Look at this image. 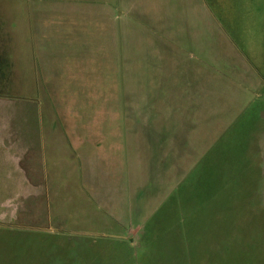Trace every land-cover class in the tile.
Segmentation results:
<instances>
[{"label":"crops","instance_id":"1","mask_svg":"<svg viewBox=\"0 0 264 264\" xmlns=\"http://www.w3.org/2000/svg\"><path fill=\"white\" fill-rule=\"evenodd\" d=\"M250 3L251 0H0V116L6 117L0 124V178L4 180L0 191L5 195L0 200L2 221L7 218L9 223L19 209L26 217L27 200L34 188L29 162L38 149V141H32L28 127L27 114L33 103L24 101V111L17 113L14 104L18 100H12L9 94L15 93L14 89L20 85L26 95L28 75L31 86L101 84L100 102L106 103L118 119H112L107 128L109 135L95 126L85 127L86 131L79 134L77 117H72L71 124L53 126L51 130L35 122L42 130L44 152L50 157L61 154L77 165L71 188H75L81 219L88 222L90 235L138 243L147 236V225L154 220L152 237L164 246L159 254L149 249V254L156 256L152 257L154 261L221 264L222 228L217 215L213 216L216 221H209L211 212H219L216 206L197 204L187 205L186 209L165 206L194 175L201 180L207 178L204 167L208 169L211 151L226 129L257 98L264 97V75L254 67L248 68L238 56L237 63L229 58L223 64H206L201 73L198 65L184 62V78L178 79L172 59L173 63L169 60L160 65L159 82L150 81L155 86L144 87L140 92L142 103L136 109L129 110V105L122 107L120 93L102 91L103 84L122 85L123 89L121 74H129L130 64L138 66L131 63L128 55V59L125 57L130 51L137 52L138 48L126 52L128 47L137 46V39L130 45V37L135 38V34L140 40L142 37L152 40L149 46L157 50L158 57L162 58L159 49L162 48L165 60L168 56L170 59L176 47L170 37L173 30L161 22L177 20L173 6L182 4L199 9L210 4L249 6ZM161 6H167V10ZM192 10L186 19L193 18ZM231 32L238 35L236 28ZM161 40L164 43L157 46ZM18 53L23 54L21 61ZM19 62H29L31 69H18ZM118 71L122 79L113 77L109 83L108 77L110 80L111 74L117 76ZM148 83L145 80L142 86ZM210 85H221L225 92L232 93L228 101L233 104L231 110L225 105L220 111L211 106ZM4 86L6 95L1 91ZM224 114L230 116L221 120L220 132L208 135ZM18 117L24 118L23 125L11 124V119ZM202 125L206 130H202ZM201 167L203 170L199 171ZM215 175L212 179L219 181L217 172ZM12 180L19 190L13 194L7 192Z\"/></svg>","mask_w":264,"mask_h":264},{"label":"rangeland","instance_id":"2","mask_svg":"<svg viewBox=\"0 0 264 264\" xmlns=\"http://www.w3.org/2000/svg\"><path fill=\"white\" fill-rule=\"evenodd\" d=\"M250 4H210L199 6V9L198 6L188 8L189 6L182 4L173 6L177 20L161 22L164 27L173 30L170 37L176 47L175 51L170 53V59L167 54L168 60H165L162 48L159 49L163 59L160 55L158 57L157 50L149 46L152 40L144 37L140 40L135 34V38L130 37V45L137 39V46L128 47L126 52L138 48L137 52L130 51L125 57L128 55L131 63L138 66L130 64L129 74H121L125 92L122 85L116 87L115 84H109L106 87L103 84L105 87L102 93H120L122 107L129 105V110L136 109L142 103V100H139L143 97L140 92L142 93L144 87L153 88L155 85L152 83L159 82L160 65L169 60L173 63L172 59L178 69V79L184 78V62L198 65L201 73L207 68L206 64H223L225 59L236 60L238 56L248 68L254 67L264 75V66L260 65H264V0H251ZM161 7L167 10V6ZM186 7L188 9L185 10ZM190 10L193 18L188 20L186 16H189ZM233 28H236L238 35L231 32ZM160 43L164 41L161 40L156 45L161 46ZM29 55L26 54L27 57ZM21 57L23 54L18 53V61L22 60ZM237 62L236 60L235 63ZM19 63L18 69H31L29 62ZM225 72L230 74V71ZM127 76L129 78L124 79ZM113 77L122 79L119 71L117 76L111 74L110 80L109 77L106 79L112 83ZM25 79L28 83L25 88L26 95L22 94L23 86L20 85L14 89L15 93L11 92L9 95L12 100H18L14 104L17 113L24 111V101L33 103L27 116L30 119L28 127L32 141H38L37 155L29 162L34 188L27 200L26 217L19 209L16 217L9 218V223L7 218L5 221H2L3 217L0 218V264H167L165 261H154L152 257L156 256L149 254V249L153 248L159 254L164 248L160 241H154L152 237L154 220L147 225V236L138 243H122L115 238L91 236L88 222L85 223L81 219L79 199L73 192L75 188H71L76 163L66 160L61 154L53 156L54 158L48 156L41 145L42 130L38 124L51 130L53 126L71 124L72 117L79 119V134L86 131L85 127L90 126H95L106 135L110 134L107 128L112 119H118L111 114L106 103L100 102L101 84L31 86V76L28 75ZM145 80L149 83L142 86ZM209 87L213 89L209 102L211 106L220 111V107L225 105V108L227 106L231 110L233 104L228 101L232 93L225 92L221 85ZM5 89L6 86L1 90L4 95L8 93ZM111 98L110 94L108 99ZM36 108L37 115L34 116ZM228 114L217 119L216 127L210 129L208 135L213 136L220 132L221 120L230 116ZM4 120L6 117L0 116V124H3ZM23 121L24 118L21 117L15 120L12 118L11 124L20 126ZM35 122L38 124L35 125ZM202 130H206L204 125ZM82 147L85 148V145ZM82 150L80 152H83ZM211 154L212 157L207 161L208 169L204 167L207 173L205 180L208 181L198 179L194 175L179 192L170 197L165 207L184 206L186 209L187 205L205 204L210 208L216 206L215 210L219 212H211L209 221H214L213 216L217 215L222 228L224 257L221 264H264V97L257 98L248 111L226 129L224 137ZM215 156L218 158L214 159ZM202 170L203 167L199 169ZM216 172L219 181L212 179ZM1 182H4L2 178ZM11 185L7 192L13 194L19 191L13 180ZM65 185L68 186L67 189H63ZM51 186L58 188V192ZM4 197V192L0 191V200ZM180 214L186 216V213Z\"/></svg>","mask_w":264,"mask_h":264}]
</instances>
